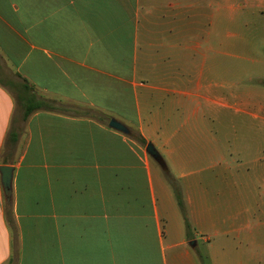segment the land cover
<instances>
[{
    "label": "crops",
    "instance_id": "obj_1",
    "mask_svg": "<svg viewBox=\"0 0 264 264\" xmlns=\"http://www.w3.org/2000/svg\"><path fill=\"white\" fill-rule=\"evenodd\" d=\"M260 41L264 0H0V264H264V100L226 77Z\"/></svg>",
    "mask_w": 264,
    "mask_h": 264
},
{
    "label": "trees",
    "instance_id": "obj_2",
    "mask_svg": "<svg viewBox=\"0 0 264 264\" xmlns=\"http://www.w3.org/2000/svg\"><path fill=\"white\" fill-rule=\"evenodd\" d=\"M39 109H49V110H57L60 112H64L67 114H79V115H87V116H92L97 119H103V116L100 114H96L94 111L91 109H83L82 107L75 106V105H68L66 103L58 102L56 100L52 99H47V98H38L34 93L30 96V98L27 100L24 108V113H23V119L26 120L27 117L35 110ZM136 138L140 139L144 143L146 141L138 134L134 135ZM18 135L15 130H12L10 133V140L15 143L17 141ZM177 198L178 202L182 208V211L184 213V218H185V223L188 231L191 230V225L188 220L185 208H184V203L181 198V194L178 191L177 192Z\"/></svg>",
    "mask_w": 264,
    "mask_h": 264
},
{
    "label": "rangeland",
    "instance_id": "obj_3",
    "mask_svg": "<svg viewBox=\"0 0 264 264\" xmlns=\"http://www.w3.org/2000/svg\"><path fill=\"white\" fill-rule=\"evenodd\" d=\"M256 56L251 55L255 60L251 62H242L239 66L231 67V71H229V75H227V78H234V72L237 70H246L249 71L251 78H245L243 82H240L239 86L244 87L249 86L251 89H256V92L258 93V100L262 98L264 100V42L260 41L259 45H257V51H255ZM243 77V76H242ZM31 88V86L22 80H18V85L22 87L25 84ZM25 85V86H26ZM23 88V87H22ZM262 95V97H260ZM25 107L21 106V111ZM97 114V113H96ZM192 231V230H190Z\"/></svg>",
    "mask_w": 264,
    "mask_h": 264
},
{
    "label": "water",
    "instance_id": "obj_4",
    "mask_svg": "<svg viewBox=\"0 0 264 264\" xmlns=\"http://www.w3.org/2000/svg\"><path fill=\"white\" fill-rule=\"evenodd\" d=\"M110 125L118 130L123 131L124 133L127 134L132 133V131L124 123L120 122L115 118H112L110 120ZM147 151L156 161L162 163V156L160 155L159 151L156 149V147L152 142H149L147 144ZM0 172L2 176V184H3L4 192L7 196H10L14 167L12 165H1ZM194 244H196L195 240L190 241V245H194Z\"/></svg>",
    "mask_w": 264,
    "mask_h": 264
}]
</instances>
